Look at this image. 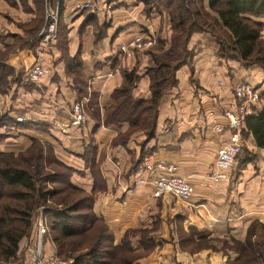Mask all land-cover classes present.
I'll return each instance as SVG.
<instances>
[{
  "label": "crops",
  "instance_id": "obj_1",
  "mask_svg": "<svg viewBox=\"0 0 264 264\" xmlns=\"http://www.w3.org/2000/svg\"><path fill=\"white\" fill-rule=\"evenodd\" d=\"M81 3L91 7L79 9ZM35 14L32 0H0V114L15 120L0 126V150L17 153L32 141L49 145L70 170L69 181L93 196L92 211L113 242L127 236L134 264H227L237 253L226 242L242 241L253 225L264 224V159L253 137L241 132L242 149L226 178L210 177L218 148L230 139L220 114L237 109L233 87L241 81L259 92L257 108L264 106V67L217 57L212 35L192 33L187 43L193 50L191 64L176 69V83L160 96L154 134L146 138L125 120L104 124L101 118L125 72L139 75L131 95L150 97L144 71L152 52L169 46L165 9L153 7L146 14L141 0H63V51L58 35L50 45L40 41ZM258 19L264 37V17ZM139 34L154 35L156 44L125 55L120 45ZM75 54L83 79L80 91L66 70L65 58ZM35 62L51 70L37 82L27 78ZM77 99L83 100L85 119L71 124L70 107ZM213 116L221 131L214 129ZM158 163L176 165V174L192 185L187 201L155 192L151 179L163 173ZM254 230L258 239L263 237L259 227ZM45 251L54 253L50 241ZM14 261L23 264L21 257Z\"/></svg>",
  "mask_w": 264,
  "mask_h": 264
},
{
  "label": "trees",
  "instance_id": "obj_2",
  "mask_svg": "<svg viewBox=\"0 0 264 264\" xmlns=\"http://www.w3.org/2000/svg\"><path fill=\"white\" fill-rule=\"evenodd\" d=\"M32 1L37 6L41 0ZM53 1L57 3L58 44L63 51L65 30L59 20L63 0ZM141 1L146 14L153 7L165 9L171 30L169 46L152 52V63L144 71L150 81V97H133L131 91L139 75L133 71L125 72L123 82L111 93L113 101L105 108L102 123L125 120L130 130H141L146 138L153 136L160 96L176 83V69L191 64L193 50L187 43L194 32H207L214 37L218 45L217 57L238 60L245 67L264 63L263 24L258 19L264 17V0ZM36 6L35 33L43 23ZM65 62L66 70L73 74L80 91L83 79L78 54L66 57ZM3 86L4 83L0 82V88ZM90 102L95 103V99ZM1 120L0 116V126L4 124ZM12 121L14 124L15 120ZM241 132L253 137L262 149L264 159V106L252 108L243 117ZM3 137L4 134L0 133V139ZM43 149V143L32 141L17 153L0 150V259L8 261L16 256L20 240L33 227L35 211L41 208L45 213L47 232H53L50 238L56 248L53 255L59 257L65 251L68 256L66 264H134L135 254L127 236H122L118 244L113 242L111 231L92 211L93 196L72 184L68 179V167L52 153L47 158ZM49 164L66 172L60 175ZM50 183H60L62 187H48ZM261 226L264 230V224ZM47 236L45 241H49ZM76 237L78 239L67 246L65 240ZM63 247L64 251L61 250ZM231 247L237 255L228 259L227 264H264V233L262 238L255 239L254 225L244 240L234 241Z\"/></svg>",
  "mask_w": 264,
  "mask_h": 264
},
{
  "label": "built area",
  "instance_id": "obj_3",
  "mask_svg": "<svg viewBox=\"0 0 264 264\" xmlns=\"http://www.w3.org/2000/svg\"><path fill=\"white\" fill-rule=\"evenodd\" d=\"M79 9L91 7L90 3H81L77 6ZM49 23L45 25L39 32L40 41L44 45L56 40L57 36V11H52L47 14ZM157 39L152 34H139L131 38L126 43L120 45L119 49L125 55H131L134 50H144L156 44ZM51 72L48 66L40 62L33 63L27 69V78L30 81L37 82L43 76L49 75ZM233 94L238 100L236 110L224 109L220 116L225 119L227 128L230 131L229 141L224 142L217 150L214 161V167L210 173L213 180L224 179L227 176L228 170L232 167L236 156L242 149L241 129L243 127V117L250 113L252 108L257 107L260 103V95L256 88L246 82L241 81L234 85ZM21 120L22 117H17ZM85 119V111L83 100H74L70 107V123L78 124ZM217 117L213 116L211 122L214 124V129L221 131L222 126L217 123ZM157 166L163 169V173L156 174L151 180L156 193H171L182 201H187L193 192L192 185L183 177L176 174V165L172 163H158ZM47 233L45 218L39 216L34 223V231L30 236L29 242L25 248V261L23 264H66V261L53 255L46 254L44 236Z\"/></svg>",
  "mask_w": 264,
  "mask_h": 264
},
{
  "label": "rangeland",
  "instance_id": "obj_4",
  "mask_svg": "<svg viewBox=\"0 0 264 264\" xmlns=\"http://www.w3.org/2000/svg\"><path fill=\"white\" fill-rule=\"evenodd\" d=\"M36 6V5H35ZM38 7H39V11H38ZM36 9H37V14H39L38 12H40V16H42V25H41V27H40V30L45 26V25H47L48 23H49V17L50 16H48L47 14L48 13H50L51 11L53 12V13H55L56 11H57V3H56V1H53V0H41L40 1V4H38L37 6H36ZM57 18H58V16H57ZM57 35H58V28H57ZM58 37V36H57ZM57 41H59V40H57ZM243 65V64H242ZM254 65H258V66H261V67H264V63L263 64H251V65H249L250 67L251 66H254ZM244 66V65H243ZM249 66H247V67H249ZM245 67V66H244ZM0 116H1V118H2V120H1V124L2 123H4V125L5 124H7V125H12L13 123V121H12V119L11 118H9L8 116H5V114H0ZM3 125V124H2ZM43 151H44V154L45 155H47L46 157L47 158H49L50 156H52L53 155V152H52V149H51V147L49 146V145H46V144H43ZM45 149L46 150H49L48 152H46L45 151ZM50 153H52V155L50 154ZM56 158V157H55ZM50 166L49 167H51V168H53L57 173H59L60 175H62L63 173H65L66 172V170H62L59 166H57V165H55V164H49ZM62 177H59V179H61ZM48 187H54V186H57V187H62V184H60V183H55V184H49V185H47ZM49 201V200H48ZM39 216H43L44 218H45V213L43 212V210L41 209V208H38L36 211H35V215H34V217H33V227L32 228H34V223H35V221H36V219L39 217ZM255 226V225H254ZM259 227V234L261 233V235H263V233H264V230H263V227L262 226H260V225H256L254 228L255 229H257ZM32 228H31V230H32ZM31 230H30V232H31ZM30 232H29V234H30ZM47 233H49L48 234V236H47ZM46 233V235L44 236V239L46 238V236L48 237V239H49V241L52 243V241L50 240V238L52 237V231L51 230H49V232H47ZM26 235L27 236V238L23 241V243H22V248H21V251L19 252V254H17L15 257H21L22 258V263H24V261H25V257H26V254H25V248H26V244L29 242V240H30V235ZM256 234H258V233H256ZM259 237H261V236H255V239H258ZM70 239V238H69ZM78 238L76 237V238H71L70 239V241H68V238L65 240V241H67V246H68V243H73V242H75L76 240H77ZM232 240H234V239H232ZM236 240V239H235ZM47 242V241H46ZM234 244V242L232 241L231 243H227L226 242V247L227 248H231V246ZM53 246H54V250L56 249L55 248V245L54 244H52ZM65 247H66V245H65ZM65 247H63L61 250L62 251H64V249H65ZM15 257H14V260H15ZM59 258H61L62 260H64V261H66V262H68V256H67V253L64 251L60 256H59ZM13 260V258H11V259H9L8 261H4V260H1L0 259V264H15V261Z\"/></svg>",
  "mask_w": 264,
  "mask_h": 264
}]
</instances>
